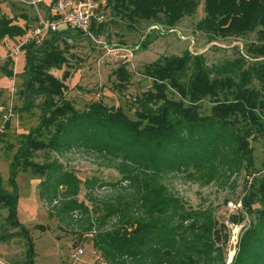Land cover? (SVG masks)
Here are the masks:
<instances>
[{"label":"trees","instance_id":"trees-1","mask_svg":"<svg viewBox=\"0 0 264 264\" xmlns=\"http://www.w3.org/2000/svg\"><path fill=\"white\" fill-rule=\"evenodd\" d=\"M107 4L110 18L97 26L96 35L114 23V15L130 27L138 20H155L172 29L202 4L204 17L196 28L210 40L249 34L255 40L247 45L245 55L219 65L209 67L202 54L185 51L145 66L144 77L152 86L131 105L134 118L101 101H92L80 110L63 98L66 84L50 70L66 62L56 43L71 39L75 31L60 28L39 46L24 45L28 81L19 111L39 106L40 122L20 137L9 164L11 191L3 187L0 175V210L8 211L7 220L19 228L20 235L29 236L15 223V179L30 170L42 179L41 197L52 201L59 188L69 197L57 209L58 216L76 209L87 212L76 199L81 181L74 172L55 160L32 161L38 151L62 154L80 148L104 158L119 174L117 182L128 188L95 209L99 227L108 218H118L115 227L92 236L93 247L108 264H225L213 239L217 225L213 210L191 208L165 182L171 174H184L207 185L217 176L241 170L247 176L256 173L250 142L264 139V0H107ZM27 28L0 18V40L5 36L23 38ZM1 71L7 78L13 76L5 67ZM114 74L121 81L117 87L125 89L130 79L125 66ZM169 89L178 98L169 96ZM38 98H42L40 104L35 103ZM206 99L211 106L203 114L201 103ZM97 183L96 178L84 181L88 189ZM248 185L242 203L255 219L239 238V250L229 264H264V180L251 177ZM33 255L28 247L25 264H33Z\"/></svg>","mask_w":264,"mask_h":264},{"label":"rangeland","instance_id":"rangeland-1","mask_svg":"<svg viewBox=\"0 0 264 264\" xmlns=\"http://www.w3.org/2000/svg\"><path fill=\"white\" fill-rule=\"evenodd\" d=\"M36 1L0 0V18L10 19L19 27L34 26L38 15L45 12L43 2L46 0H40L39 3ZM109 13L111 15L110 9ZM203 17L202 4L192 16L184 17L172 29L155 20H138L130 27L125 19L114 15V23L111 22L100 35L105 46L102 44L94 47L75 32H72L71 39L59 40L56 46L63 51L66 62L61 68L51 69L50 73L64 81L66 89L63 98L71 101L77 109H85L92 101H101L107 107L121 108L134 118L131 105L136 97L152 86L151 80L144 77L145 66L161 57L181 56L185 51L202 54L209 67L219 65L245 55L247 45L255 40L254 34L210 40L208 35L196 28ZM21 41L22 37L9 36L0 40V106L10 111L8 122L3 124L0 121V130H3L0 131V175L7 191H11L8 185L9 164L19 147L20 137L38 126L41 114L39 106L27 112L19 111L23 104L21 92L28 81L24 71L26 58L24 50L20 49L16 57L12 53ZM116 48H124L128 52V61H117L118 51H113ZM8 59L10 63H6ZM121 66H125L130 74L123 90L117 87L121 81L114 74ZM3 67L12 72L13 76H4L1 71ZM254 86L258 84L255 82ZM167 94L178 98L170 89ZM41 101L42 98H38L35 103L40 104ZM201 104V113H207L211 104L207 99ZM43 139H46L45 135ZM250 146L253 148L256 170L252 176H247V172L241 170L232 175L217 176L210 184L203 185L184 174H171L165 182L191 208L213 210L217 222L213 239L215 246L221 249L225 264H229L239 250L237 242L233 258H228L233 229L238 230L239 240L255 219L246 213L242 203L251 177L264 180V139L250 142ZM51 160L74 172L80 179L76 199L82 201L88 211L76 209L58 216L57 209L69 199L64 189L59 188L58 196L49 201L41 197L42 188L39 183L42 179L30 170L20 172L15 179L16 218L31 239L33 264H97L96 256H103L93 247L92 236L99 230H109L118 224V218L111 217L99 227V213L95 212L97 204L125 194L124 190L128 188H122L123 185L117 182L119 174L96 153L70 148L62 154L38 151L32 157V161L39 164ZM92 178H96L98 183L88 189L84 181ZM229 204L232 206L229 207ZM253 207L259 208L257 204ZM7 215L6 209L0 210V260L5 264H25L27 240L19 234V228L11 226ZM81 246L84 252L76 260L73 255Z\"/></svg>","mask_w":264,"mask_h":264},{"label":"built area","instance_id":"built-area-1","mask_svg":"<svg viewBox=\"0 0 264 264\" xmlns=\"http://www.w3.org/2000/svg\"><path fill=\"white\" fill-rule=\"evenodd\" d=\"M36 2L39 3L40 0ZM43 3L45 7L44 14H39L36 24L27 28L22 41L15 46L12 55L16 57L24 45L30 43L36 46L41 45L50 32H56L60 28L70 29L79 33L81 37L90 41L94 47L102 44L105 46L101 36L96 35L95 31L97 26L107 22L110 18L107 0H46ZM48 15L53 16L54 19H50ZM114 50L118 51V56H116L118 62L128 61L126 59L130 55L127 54L128 52L124 48H116ZM0 113V121L6 124L10 117V111L0 106ZM0 131L2 132L3 130L1 129ZM231 206L232 204H229V207ZM233 234L238 236L239 232L236 228L233 229ZM83 252L84 250L81 246L75 251L73 258L78 260ZM95 261L97 264H107L100 256H96ZM0 264L5 263L0 260Z\"/></svg>","mask_w":264,"mask_h":264},{"label":"water","instance_id":"water-1","mask_svg":"<svg viewBox=\"0 0 264 264\" xmlns=\"http://www.w3.org/2000/svg\"><path fill=\"white\" fill-rule=\"evenodd\" d=\"M16 224H19L17 219L15 221ZM21 230L22 232L27 235V231L24 229V227H21ZM26 240H27V243H28V247H29V250H30V254L33 253V248H32V243H31V239L29 238V236L27 235L26 236ZM238 242V236L236 234H233L232 235V239H231V242L229 244V247H228V258L229 259H232L233 256H234V253H235V247H236V244Z\"/></svg>","mask_w":264,"mask_h":264}]
</instances>
